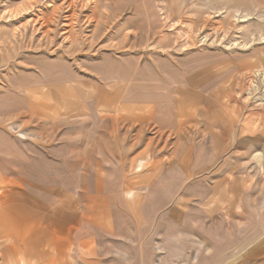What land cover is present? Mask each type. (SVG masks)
<instances>
[{"label": "rangeland", "instance_id": "obj_1", "mask_svg": "<svg viewBox=\"0 0 264 264\" xmlns=\"http://www.w3.org/2000/svg\"><path fill=\"white\" fill-rule=\"evenodd\" d=\"M0 264H264V0H0Z\"/></svg>", "mask_w": 264, "mask_h": 264}, {"label": "crops", "instance_id": "obj_2", "mask_svg": "<svg viewBox=\"0 0 264 264\" xmlns=\"http://www.w3.org/2000/svg\"><path fill=\"white\" fill-rule=\"evenodd\" d=\"M208 102L205 104V109H204L205 110L204 126L207 127L210 134L207 135L206 138H208L209 142H211L212 150H217L218 148H220L219 144L217 143L219 136L225 134V140L227 139L228 136H230L229 142L231 143V141H232L231 139L234 137V134L236 131L235 125H234V120L236 121V118H235V116L231 115L230 113H226L224 111L223 114L226 117V120L223 121V119H222V120L218 121L217 119H215L216 116L210 114V103L208 104ZM206 106H207V108H206ZM24 138H25V136H23L21 139H24ZM226 176H227V174L225 176L223 175L222 180H224V181L228 180L226 178ZM221 189H223V188H221ZM218 191L220 192L221 190L218 188ZM224 191L231 192L233 190L231 189V186L228 184L227 186H225Z\"/></svg>", "mask_w": 264, "mask_h": 264}]
</instances>
